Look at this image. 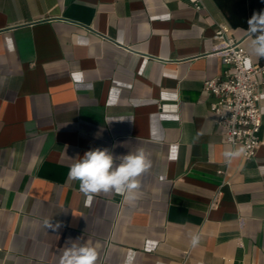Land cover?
<instances>
[{
    "label": "crops",
    "instance_id": "0c3cea01",
    "mask_svg": "<svg viewBox=\"0 0 264 264\" xmlns=\"http://www.w3.org/2000/svg\"><path fill=\"white\" fill-rule=\"evenodd\" d=\"M201 2L0 0V264H60L72 243L97 264H264V83L262 142L243 158L203 90L230 26ZM95 148L145 152L134 200L68 177Z\"/></svg>",
    "mask_w": 264,
    "mask_h": 264
},
{
    "label": "built area",
    "instance_id": "2783aa9c",
    "mask_svg": "<svg viewBox=\"0 0 264 264\" xmlns=\"http://www.w3.org/2000/svg\"><path fill=\"white\" fill-rule=\"evenodd\" d=\"M189 1L196 10L202 7L201 0ZM213 38L212 54L221 59L224 68L219 75L203 80V90L214 97L210 110L232 154L254 158L262 142L259 130L262 124L264 59L251 62L242 40L224 23L217 24ZM218 172L222 173V170ZM220 193V188L215 191L211 205L217 203Z\"/></svg>",
    "mask_w": 264,
    "mask_h": 264
},
{
    "label": "clouds",
    "instance_id": "9594fccd",
    "mask_svg": "<svg viewBox=\"0 0 264 264\" xmlns=\"http://www.w3.org/2000/svg\"><path fill=\"white\" fill-rule=\"evenodd\" d=\"M251 54L264 59V11L253 13L247 21ZM151 160L143 150L124 156H114L108 148H95L84 153L69 169L68 177L79 182L86 194L114 191L134 200L139 189V177L151 168ZM198 238L192 239L195 246ZM98 253L93 247L72 243L60 259V264H97Z\"/></svg>",
    "mask_w": 264,
    "mask_h": 264
},
{
    "label": "trees",
    "instance_id": "16d2710c",
    "mask_svg": "<svg viewBox=\"0 0 264 264\" xmlns=\"http://www.w3.org/2000/svg\"><path fill=\"white\" fill-rule=\"evenodd\" d=\"M232 28H248L253 13L264 11V0H213Z\"/></svg>",
    "mask_w": 264,
    "mask_h": 264
}]
</instances>
